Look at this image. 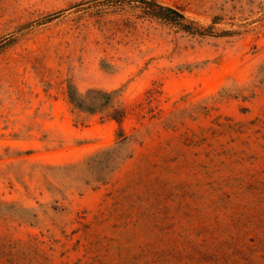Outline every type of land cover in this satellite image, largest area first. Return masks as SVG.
Segmentation results:
<instances>
[{
    "label": "rangeland",
    "instance_id": "374dc122",
    "mask_svg": "<svg viewBox=\"0 0 264 264\" xmlns=\"http://www.w3.org/2000/svg\"><path fill=\"white\" fill-rule=\"evenodd\" d=\"M0 264H264V0H0Z\"/></svg>",
    "mask_w": 264,
    "mask_h": 264
},
{
    "label": "trees",
    "instance_id": "16d2710c",
    "mask_svg": "<svg viewBox=\"0 0 264 264\" xmlns=\"http://www.w3.org/2000/svg\"><path fill=\"white\" fill-rule=\"evenodd\" d=\"M168 11L171 12V13H173V14H175V15H177L179 17V15L176 12H174L173 10L168 9Z\"/></svg>",
    "mask_w": 264,
    "mask_h": 264
}]
</instances>
